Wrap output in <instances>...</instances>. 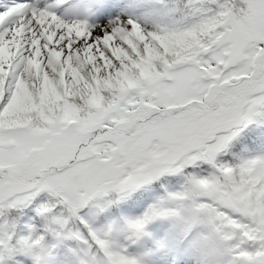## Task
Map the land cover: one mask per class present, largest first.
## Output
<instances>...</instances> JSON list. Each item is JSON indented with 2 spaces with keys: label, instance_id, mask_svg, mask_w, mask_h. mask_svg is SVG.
Instances as JSON below:
<instances>
[{
  "label": "snow or ice",
  "instance_id": "6c2138e0",
  "mask_svg": "<svg viewBox=\"0 0 264 264\" xmlns=\"http://www.w3.org/2000/svg\"><path fill=\"white\" fill-rule=\"evenodd\" d=\"M0 264H264V0H0Z\"/></svg>",
  "mask_w": 264,
  "mask_h": 264
}]
</instances>
